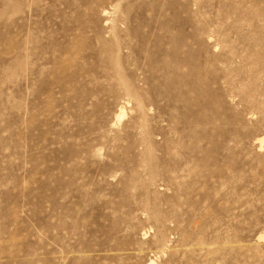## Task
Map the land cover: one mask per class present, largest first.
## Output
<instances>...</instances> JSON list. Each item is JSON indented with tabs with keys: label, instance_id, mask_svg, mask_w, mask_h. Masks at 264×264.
Instances as JSON below:
<instances>
[{
	"label": "rangeland",
	"instance_id": "obj_1",
	"mask_svg": "<svg viewBox=\"0 0 264 264\" xmlns=\"http://www.w3.org/2000/svg\"><path fill=\"white\" fill-rule=\"evenodd\" d=\"M263 54L264 0H0V264H264Z\"/></svg>",
	"mask_w": 264,
	"mask_h": 264
},
{
	"label": "bare ground",
	"instance_id": "obj_2",
	"mask_svg": "<svg viewBox=\"0 0 264 264\" xmlns=\"http://www.w3.org/2000/svg\"><path fill=\"white\" fill-rule=\"evenodd\" d=\"M238 4V3H237ZM256 12V11H255ZM102 17H103V23L105 25V28H106V32L104 34L103 37H107V38H111L109 40L106 41V43L104 44H111V51L112 53L117 57V65H118V74L121 76V80H122V84H123V87L125 89V92L127 95H130L133 96L134 98H137V103L140 105L142 103H140V100H139V97H138V87L132 82L130 81L128 78H126L122 72V69H121V65H120V55H121V52H122V44H123V41H122V38L119 34V29L120 27L122 26L123 23H125L124 19H123V16H121L119 14V6L117 5H114L113 8H109L107 6L103 7L102 9ZM248 13V12H247ZM255 14V13H254ZM240 34V33H239ZM101 38L102 40L104 38ZM103 45V43H102ZM61 46V45H59ZM21 47V44L18 45V49ZM46 45L45 44H42L40 42V39L39 38H36V37H32L30 38L29 40V43L27 44V48H26V55L28 58H30L31 60V65H30V68L31 70L33 69H36V67H38V63L40 60H43L45 57L44 54H46ZM63 47V46H61ZM58 48V47H57ZM62 48H59V50H61ZM129 49V48H128ZM57 50V51H59ZM246 50V49H245ZM250 50V49H249ZM48 51V49H47ZM53 51V50H51ZM62 51V50H61ZM60 51V53H61ZM105 51V50H104ZM108 51V50H107ZM106 51V52H107ZM21 53V51L19 52ZM50 54V53H49ZM55 54V53H54ZM58 54V53H57ZM48 55V54H47ZM112 55V54H111ZM230 55V54H229ZM53 56V55H51ZM257 56V55H256ZM55 57V55H54ZM254 58V57H253ZM259 59L261 60H264V54L261 55V56H258ZM47 59V58H46ZM245 60V59H244ZM46 61V60H45ZM257 61V59H256ZM177 62V61H176ZM261 63V62H260ZM264 63V61H263ZM44 65L42 67V70L43 69H46L47 68V65L46 64H42ZM243 68V67H242ZM252 69V68H251ZM257 70V69H256ZM262 72V71H261ZM78 76V75H77ZM198 84V83H197ZM245 86V85H243ZM126 95V96H127ZM127 98V97H126ZM129 98V97H128ZM127 98V99H128ZM131 99V98H130ZM130 99L129 102L131 101ZM143 102V101H141ZM141 107V106H140ZM146 110V109H145ZM146 113V112H145ZM126 115V109H125V106L122 105L119 109V112L117 113V119L118 121H121ZM142 115V114H141ZM146 122V121H145ZM146 127V126H145ZM147 134V133H146ZM145 134V135H146ZM149 135V134H148ZM147 135V136H148ZM260 143H261V146L264 145V137L262 138H258ZM145 146H146V149L148 151V155L151 159H154V153H153V146L151 144V142H147V141H143ZM154 172V171H153ZM150 179V178H149ZM153 218L154 220L158 223V225L160 226L161 223V216L159 213H153ZM260 239H264V235H261L260 236ZM155 243L158 247H162L160 252H165L167 249L166 247L169 246L167 244V240H166V235L164 233V231L162 229L159 230L158 234L155 235ZM123 246L121 245H118V246H113L111 249H122ZM168 248V247H167ZM166 249V250H165ZM120 252V251H119ZM154 262V260H151L150 261V264H152Z\"/></svg>",
	"mask_w": 264,
	"mask_h": 264
}]
</instances>
